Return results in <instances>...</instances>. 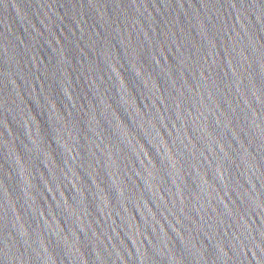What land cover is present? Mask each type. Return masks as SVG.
Masks as SVG:
<instances>
[{
  "label": "water",
  "instance_id": "95a60500",
  "mask_svg": "<svg viewBox=\"0 0 264 264\" xmlns=\"http://www.w3.org/2000/svg\"><path fill=\"white\" fill-rule=\"evenodd\" d=\"M0 264H264V0H0Z\"/></svg>",
  "mask_w": 264,
  "mask_h": 264
}]
</instances>
